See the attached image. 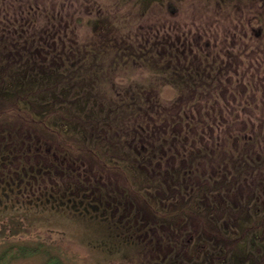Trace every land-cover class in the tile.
Wrapping results in <instances>:
<instances>
[{"label": "flooded vegetation", "instance_id": "flooded-vegetation-1", "mask_svg": "<svg viewBox=\"0 0 264 264\" xmlns=\"http://www.w3.org/2000/svg\"><path fill=\"white\" fill-rule=\"evenodd\" d=\"M204 1L182 14L175 0H153L136 15L102 98L160 103L116 146L107 125L79 141L58 109L12 111L0 188L15 182L24 214L80 217L90 250L124 264H264V0Z\"/></svg>", "mask_w": 264, "mask_h": 264}, {"label": "trees", "instance_id": "trees-1", "mask_svg": "<svg viewBox=\"0 0 264 264\" xmlns=\"http://www.w3.org/2000/svg\"><path fill=\"white\" fill-rule=\"evenodd\" d=\"M126 1L143 17L144 12L150 11L153 0ZM95 4L98 16L89 21L93 34L88 41L80 39L76 31L83 23L82 16L75 15L72 20L67 16L64 17L68 20L58 19L53 8L48 9L45 0H0V127H5L8 117L15 115L11 109L17 110V106L27 101L33 104L28 106L31 110L41 111L42 107L60 110L61 116L69 117L82 131L79 141L85 139L88 131L101 139L102 129L109 126V141L116 146L120 129L126 130L128 126L140 123L143 111L159 107L158 99L148 101L138 97L108 101L102 98L104 73L109 64L119 60L124 47L134 43L132 31L138 22L134 23L130 15L121 12L123 3L105 6V12L98 2ZM59 9L61 14V10L66 11L67 7ZM136 20L140 18L136 17ZM70 30H74L75 35L70 34ZM122 36L125 46L120 48ZM53 42L60 48L53 50ZM46 46L50 49L48 53L40 49ZM110 70L117 72L116 65L110 66ZM178 87L186 89L187 85ZM191 89L188 88L187 93ZM23 93H33L34 96L27 97ZM110 150L114 149L111 147ZM18 162L12 161L13 173ZM14 185L15 182L7 190L0 188V217L3 219L6 215L10 218L8 222L24 213ZM38 210L31 207L28 212L39 214ZM51 264L63 263L53 261Z\"/></svg>", "mask_w": 264, "mask_h": 264}, {"label": "rangeland", "instance_id": "rangeland-1", "mask_svg": "<svg viewBox=\"0 0 264 264\" xmlns=\"http://www.w3.org/2000/svg\"><path fill=\"white\" fill-rule=\"evenodd\" d=\"M95 2L99 3L104 12L105 6L123 3L121 12L130 15L129 18L137 23L138 11L126 0H45L48 9L53 8L58 19L67 16L72 20L75 15L82 16L83 23L78 30L82 40L93 34L89 21L98 16L96 4L93 5ZM204 2L175 0L174 8L182 14L197 12ZM61 6L67 7V10H61L60 14ZM155 10L157 14L166 11L159 6ZM149 13L148 9L143 15ZM66 18L63 20H68ZM40 211V214L22 212L12 222H8L10 218L6 215L3 219L0 217V264H51L53 261L63 264H124L120 260L108 259L100 251L90 250L86 244L90 231L87 229V221L71 214L61 215L57 209L49 207H40Z\"/></svg>", "mask_w": 264, "mask_h": 264}]
</instances>
